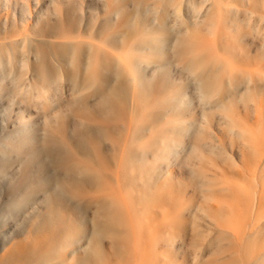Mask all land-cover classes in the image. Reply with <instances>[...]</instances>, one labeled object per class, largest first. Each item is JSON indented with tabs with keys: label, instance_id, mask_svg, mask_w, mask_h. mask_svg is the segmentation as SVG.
<instances>
[{
	"label": "bare ground",
	"instance_id": "obj_1",
	"mask_svg": "<svg viewBox=\"0 0 264 264\" xmlns=\"http://www.w3.org/2000/svg\"><path fill=\"white\" fill-rule=\"evenodd\" d=\"M1 92L0 264H264V0H0Z\"/></svg>",
	"mask_w": 264,
	"mask_h": 264
},
{
	"label": "rangeland",
	"instance_id": "obj_2",
	"mask_svg": "<svg viewBox=\"0 0 264 264\" xmlns=\"http://www.w3.org/2000/svg\"><path fill=\"white\" fill-rule=\"evenodd\" d=\"M18 58V60H19V57H17ZM16 71L17 72H19L20 71V67L18 66V65H16ZM21 84L23 85L24 84V81H22L21 82ZM5 98V95L3 94V92H1L0 93V99H4ZM9 99V98H8ZM7 104L6 103H4L3 104V106H0V112L2 111L1 109H2V107H4V106H6ZM37 110V109H36ZM35 113V112H34ZM36 113H38V111H36ZM35 113V114H36ZM39 114V113H38ZM1 118V117H0ZM1 119H0V124H1ZM1 132V131H0ZM1 133H0V140H1ZM1 147V146H0ZM1 149V148H0ZM4 171H5V167L4 168H1V170H0V192L2 193V194H6V192L8 191V194L10 193V192H12V190L14 189V186L12 185H10V182L6 179V177L5 176H3L4 175ZM3 176V177H2ZM5 177V178H4ZM4 180H2V179ZM6 180V181H5ZM9 186V187H8ZM13 189H12V188ZM4 190L6 191V192H4Z\"/></svg>",
	"mask_w": 264,
	"mask_h": 264
}]
</instances>
